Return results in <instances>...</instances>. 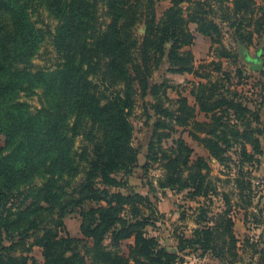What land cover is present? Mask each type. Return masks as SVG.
Returning <instances> with one entry per match:
<instances>
[{
	"label": "trees",
	"instance_id": "1",
	"mask_svg": "<svg viewBox=\"0 0 264 264\" xmlns=\"http://www.w3.org/2000/svg\"><path fill=\"white\" fill-rule=\"evenodd\" d=\"M157 1L0 0V134L6 143L0 148V264H38L35 247L44 264H87L88 253L95 264H177L178 251L186 248L209 253L221 264H238L240 250L250 249L264 263V235L242 243L230 214L233 205H253L255 185L246 168L264 152L263 129L254 125L261 121V103L245 96L249 79L243 66L232 73L212 59L196 68L187 48L195 40L194 25L211 38L216 57L235 61L222 32L247 45L264 37V3L170 0L158 17ZM44 11L54 26L38 25ZM46 37L57 64L34 69ZM165 58L171 71L193 72L206 81L192 83L195 104L186 96L171 106L155 101V114L189 126L219 164L235 166L229 194L218 191L224 180L212 175L204 157L193 159L194 149L185 141H176L171 154L163 152L159 187L188 189L206 197L208 205L212 194L221 193L226 208L208 217L207 206L200 216L204 225L199 220L175 250L147 232L157 209L128 183L139 156L131 115L138 97L157 93L150 78ZM38 90L43 104L32 111L20 97ZM198 113L205 119L198 120ZM150 152L149 160L156 154L153 143ZM231 194L237 198L233 204ZM78 209L83 238L66 228V217ZM131 238L126 254L121 242ZM81 242L85 253L76 249Z\"/></svg>",
	"mask_w": 264,
	"mask_h": 264
},
{
	"label": "rangeland",
	"instance_id": "2",
	"mask_svg": "<svg viewBox=\"0 0 264 264\" xmlns=\"http://www.w3.org/2000/svg\"><path fill=\"white\" fill-rule=\"evenodd\" d=\"M260 3H264V0H260ZM170 0H158L156 3V10L158 17H162L164 11L171 6ZM44 22H39V26L43 24H49L54 26L55 20L49 17L48 13L44 11L42 17ZM40 18V19H41ZM145 28L139 27L138 33L143 34ZM226 29L223 33V41L225 45L231 47V50L236 53V63L240 64L245 69V75L247 76L248 85L245 96L248 99H256L257 103H261L260 115L261 121L257 125L263 129L262 148L264 150V74L261 76L256 71L248 69V64L242 59L239 53V43L236 42L231 33H226ZM242 44V43H241ZM251 48L253 56L260 47L264 46V37L256 39L252 44L247 45ZM263 52V51H262ZM197 59V65L199 64ZM57 64V55L51 44V40L46 37L36 52L33 65L34 69L47 68L54 69ZM210 69L202 72L209 73ZM195 77L186 73H179L170 70V64L165 58L160 67L154 71L150 78V84L158 85L155 95L153 93H147L145 97H138L136 106L132 112L131 119L134 123V136L133 144L139 150V156L137 164L133 170V173L128 177L129 186L135 191L148 196L153 202L154 207L157 209L153 214L151 224L146 229L147 232L159 239V242L163 246H169L172 250L180 245V238L187 237L192 233V230L199 225H204L200 216L207 206L210 208L208 217H215L217 213L226 209L223 197L220 194H212L213 201L209 203L206 197H196L189 193L190 190H176L170 188H161L158 185V180L162 178L164 173L163 152L171 154L176 147V141L183 140L193 149L192 158L204 157L212 170V175L221 177L224 181L218 182V191H225L231 193L233 185L232 179L234 178L235 166H231L229 170L210 155L209 150L198 140L194 139L190 135L189 126H179L171 118L158 117L153 108L152 103L155 101H161L165 106H171L172 101L179 99L180 97H187L191 104H195L193 95L191 94L192 83H196ZM246 79H244L245 81ZM200 81V80H198ZM202 81H206L203 79ZM249 87H252L249 91ZM21 101H26L30 105L32 111H36L43 104L42 91L38 90V94L32 96H26L21 94ZM198 120H204L205 116L202 113L197 114ZM159 122V125L157 123ZM153 143L154 151L156 154L154 158L149 160L150 145ZM5 137L0 134V148L5 146ZM81 142L78 140L76 145L79 146ZM237 143H234V147ZM234 147L230 150L233 151ZM258 163L247 164V168L251 171L250 177L254 183V194L252 195L253 205L247 209L232 206L230 214L232 215L235 225L234 231L239 237L240 241L244 243L247 236L258 238L259 234L264 235V152L256 155ZM230 174L231 176H227ZM215 181V180H214ZM122 191L127 192V189L122 188ZM232 195V194H231ZM237 201L235 195H232V204ZM257 214V218L254 217ZM201 220L202 222L198 221ZM66 228L69 234L73 237L83 238L81 234V217L80 210H76L68 215L65 219ZM210 223H213L210 221ZM107 243V241L105 242ZM134 239H125L121 242V250L126 254H129L130 246L133 245ZM77 250L82 253L86 252V245L81 242L77 244ZM242 254L241 260L238 264H264L259 261L258 256L254 257L251 254L250 249L240 250ZM38 264H44L43 254L41 249H36L33 252ZM179 261L177 264H221L218 259L214 258L211 254H202V251L195 250L193 248H186L178 251ZM87 264H95L91 260V254H87Z\"/></svg>",
	"mask_w": 264,
	"mask_h": 264
},
{
	"label": "crops",
	"instance_id": "3",
	"mask_svg": "<svg viewBox=\"0 0 264 264\" xmlns=\"http://www.w3.org/2000/svg\"><path fill=\"white\" fill-rule=\"evenodd\" d=\"M257 1L260 2V0H257ZM192 29L194 30L195 40H194V43L191 46H188L187 48H189L194 54V65H195V67L198 68V66L201 63L206 62V61H210L212 59H216V60L222 61L224 69L229 70L232 73H234L236 71L237 67L240 64H237L234 60H231L229 58L216 57V55L214 54V51L212 49L211 38L209 36H206V35H204L202 33L197 32L195 30V26L194 25L192 26ZM226 46L228 48H230V50H231L230 46H228V45H226ZM247 51H248V53H249V55L251 57H255L259 52L262 54L263 50L260 47V49L257 50L259 52H256V54L254 56L252 54L253 50L251 48H249V46H247ZM197 59H199V61H200L198 65H197ZM248 69H249V65H248ZM263 70H261V71H263ZM261 71H256V73L261 72ZM185 73L187 75L192 74L195 77V79L197 78L198 80H203V78H200V77L196 76L193 72H185ZM195 79H193V80H195ZM198 80H195L196 83L199 82ZM246 86H245V89H246ZM243 87H244V85L243 86H239V89H242ZM38 248L39 247H35L34 251L36 249H38Z\"/></svg>",
	"mask_w": 264,
	"mask_h": 264
},
{
	"label": "water",
	"instance_id": "4",
	"mask_svg": "<svg viewBox=\"0 0 264 264\" xmlns=\"http://www.w3.org/2000/svg\"><path fill=\"white\" fill-rule=\"evenodd\" d=\"M239 48L241 57L249 65L251 71H261L264 69V62L260 52L255 57H251L247 51L246 45L239 43Z\"/></svg>",
	"mask_w": 264,
	"mask_h": 264
},
{
	"label": "built area",
	"instance_id": "5",
	"mask_svg": "<svg viewBox=\"0 0 264 264\" xmlns=\"http://www.w3.org/2000/svg\"><path fill=\"white\" fill-rule=\"evenodd\" d=\"M262 59H263V62H264V50L262 52Z\"/></svg>",
	"mask_w": 264,
	"mask_h": 264
}]
</instances>
